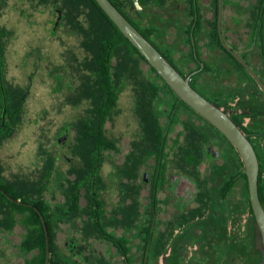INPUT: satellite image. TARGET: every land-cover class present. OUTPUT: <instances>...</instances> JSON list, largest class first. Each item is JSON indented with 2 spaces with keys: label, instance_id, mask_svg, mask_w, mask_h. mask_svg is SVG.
Masks as SVG:
<instances>
[{
  "label": "flooded vegetation",
  "instance_id": "1",
  "mask_svg": "<svg viewBox=\"0 0 264 264\" xmlns=\"http://www.w3.org/2000/svg\"><path fill=\"white\" fill-rule=\"evenodd\" d=\"M160 1H155L152 9L139 10L145 20L116 3L141 29L149 28L152 19L157 33L151 38L168 53L162 42L165 37L177 49V61L193 52L195 61L190 67L196 70L189 76L201 70L190 82L250 140L259 161L258 185L264 188V91L232 53L239 54L264 84V0H166L164 6H158ZM51 5L62 15L56 18L57 27L77 30L81 42L90 43L83 25L75 26L76 21L63 17L60 2ZM82 49L83 56L70 61L68 69L56 71L57 76L66 78L58 92L56 87L50 89L61 97L53 108L62 116L52 126L44 102V132L54 142L51 148L43 144L35 177L25 178L28 183H38L41 199L52 208L50 231H55V236L50 264L259 263L261 246L246 201L245 168L233 144L198 113L192 114L173 99L162 113L158 100L148 102L150 122H160L165 131L159 132L156 126L154 132L145 130V122L137 116L142 107L133 86L130 109L135 129L129 135L113 134L123 112L121 96L127 90L119 96V115L107 116L106 110L97 115L89 93L98 71L91 64V51L85 45ZM211 60L215 61L211 73L199 82L194 80ZM177 61L178 69L187 68ZM2 90L7 91L5 87ZM4 101L8 102L7 96ZM170 107H174L172 120L168 117ZM188 113L200 130L192 126ZM5 173L0 182L7 186L11 180ZM0 188L7 193L2 185ZM72 194L79 195L77 209L71 207ZM28 199H33L31 194ZM260 200L264 206V191ZM21 202L24 204L18 205L36 211L34 204ZM0 217L2 220L3 215ZM18 218L23 219L21 215ZM18 223L11 230L0 226V231H15ZM17 248L27 258L23 264H40L38 249H23L21 243Z\"/></svg>",
  "mask_w": 264,
  "mask_h": 264
},
{
  "label": "trees",
  "instance_id": "2",
  "mask_svg": "<svg viewBox=\"0 0 264 264\" xmlns=\"http://www.w3.org/2000/svg\"><path fill=\"white\" fill-rule=\"evenodd\" d=\"M4 0H0V11L2 8V3ZM157 0H140V5L147 9H152L156 4ZM41 4H53L55 2L61 3V9L63 11V17L76 21L75 26H81L78 20L81 17H86L90 21L91 30L86 32L92 36L90 43L86 42L85 46L87 50L91 51L94 56V61L91 63L95 66L98 74L94 76L95 80L91 83L92 92H90V98L95 100V109L97 115H104V110H106L107 116H117L120 113H117L118 101L120 94L129 89L131 86L134 87V90L138 96V106L142 107V112L137 116L141 117L145 122V130L151 128L152 132L156 131V127L159 132H164L165 129L160 122L151 123V115L146 112V106L148 102L153 99L158 100L159 102V111L162 113L163 108H166V105L169 106V102L173 99L176 102L180 103L183 108L188 109L192 114L196 112L190 108L186 103L180 100V98L172 91V89L167 85V83L156 73L155 69L148 65L144 57L139 53V51L124 37L116 25L109 19V17L104 13V11L99 7L95 0H41ZM113 4L124 14V16L157 48V50L181 73L184 78H187L192 74L196 69L190 67V64L195 61L194 54L191 52L190 56H186L184 59H179L177 61V49L168 43V40L163 37L162 42L164 48L168 51L165 53L154 40L151 38L152 33H157L156 27L153 26V21L149 28L141 29L134 23L126 13L122 10L116 2L122 3L126 9L134 11L139 15L141 20H145L144 14H142L135 3L132 0L126 1H115L112 0ZM166 0H161L158 6H164ZM164 33H168V27H163ZM2 30V31H1ZM0 67L4 65L5 58V42L1 39L2 36L11 35L12 33L7 29L0 28ZM216 32L213 36V41L211 43L213 46L216 44ZM175 61L178 63H183L187 68L178 69L175 64ZM146 64L149 68V72L144 71V65ZM241 69H244L239 63H237ZM199 68V66H198ZM215 68V61L211 60L210 63L206 64L204 72L196 75L194 80L197 82L200 81V78L212 71ZM214 73V72H212ZM214 78V76H212ZM54 81L58 84L55 91H59L60 86L66 82V78L63 76H56ZM191 85L197 90V85L191 83ZM0 143L7 138L13 136L21 125V119L24 115V104L26 101V92L21 91L19 87H13L5 80V69H0ZM2 87H5L7 90L5 93L2 90ZM21 91V92H20ZM27 91V90H26ZM205 98H207L200 90H197ZM28 93V91H27ZM158 95V96H157ZM7 96V103L4 101V97ZM157 96V98H155ZM212 103L216 104L212 99L207 98ZM217 105V104H216ZM218 106V105H217ZM139 107V109H141ZM219 107V106H218ZM174 107H170V114L168 117L172 120ZM185 109V110H186ZM5 112V113H4ZM185 112L177 115L175 121L179 122ZM188 113V117L192 123V126L196 130H200L195 126L194 116ZM165 116V114H161ZM3 116H5L3 122ZM156 126V127H154ZM212 127V126H211ZM162 140V139H161ZM42 148V147H40ZM41 150V149H40ZM1 175V172H0ZM246 181V201L249 207L250 212L252 213L251 204L249 200V192L247 185L246 174H244ZM20 181V180H19ZM9 182L7 186H4L2 182L0 185L9 193L12 197L17 200L24 202H30L37 206L43 216L45 217L51 246L53 245V240L55 236V231H50L52 228V222L50 220V212L52 208L49 204L44 202L39 194L38 183H28L25 179L20 182ZM30 189V192H29ZM264 188L260 186L259 192L260 196L263 194ZM31 194L32 198L29 200V195ZM71 207L74 209L78 208L79 204V195L72 194ZM263 203V201L261 202ZM263 205V204H262ZM264 207V206H263ZM0 226H5L8 229H12L18 223V215L23 217L21 223L28 227L29 231H26L24 234L21 245L23 249H38L40 251V264H45L46 258V238L45 231L38 213L25 205H18L11 202L2 192H0ZM1 218V217H0ZM54 223V222H53ZM0 232H12V231H0ZM51 250L52 247H51ZM27 253V251L25 252ZM51 260H53L51 258Z\"/></svg>",
  "mask_w": 264,
  "mask_h": 264
},
{
  "label": "rangeland",
  "instance_id": "3",
  "mask_svg": "<svg viewBox=\"0 0 264 264\" xmlns=\"http://www.w3.org/2000/svg\"><path fill=\"white\" fill-rule=\"evenodd\" d=\"M40 1L4 0L0 11V28L12 33L9 37H1L6 48L3 60L5 80L26 92L25 112L18 131L0 143V172H6V177L16 183L28 178L27 176L32 179L35 177L33 174L39 167L40 147L45 145L51 148L53 145L54 138L47 139L45 123L41 119L45 101L50 110V120L54 123L52 126H55V119L57 121L62 116L53 108L61 97L58 99V94L50 92V89L58 85L52 77L58 75L57 69H68L70 61L85 53L82 49L85 44L81 42L78 31L70 32L57 27L56 18H61L62 15L57 14L51 4L46 8V4H41ZM85 19L83 16L79 20L88 33L92 30ZM90 37L92 38L91 35ZM143 65L144 71L149 72L148 66ZM121 102H124L121 104L123 112L112 128V133L118 136L120 133H132L136 124L130 109V88L121 96ZM65 111L64 109L63 112ZM18 221L15 231L0 232V250L3 251L0 253V264H23L27 259L20 255L17 248L26 233L21 219Z\"/></svg>",
  "mask_w": 264,
  "mask_h": 264
},
{
  "label": "water",
  "instance_id": "4",
  "mask_svg": "<svg viewBox=\"0 0 264 264\" xmlns=\"http://www.w3.org/2000/svg\"><path fill=\"white\" fill-rule=\"evenodd\" d=\"M99 7L116 25L124 37L139 51L149 66L155 69L156 73L167 83L172 91L186 103L196 113L208 121L219 132H221L236 148L245 168L247 178L249 200L255 217V226L260 240L262 260L257 264H264V207L259 196V161L256 151L242 132L239 126L216 104L209 101L200 94L190 82L191 76L184 78L181 73L157 50V48L124 16V14L113 4L112 0H95ZM138 10L142 11L139 0H132ZM240 64L253 76L264 91V84L251 66L245 62L239 54L232 52ZM204 65L202 64V67ZM1 191H3L0 188ZM4 195L10 201L17 204H24L15 200L5 191ZM35 210L39 213L45 230L46 238V261L50 264L51 245L48 227L44 217L37 207Z\"/></svg>",
  "mask_w": 264,
  "mask_h": 264
}]
</instances>
